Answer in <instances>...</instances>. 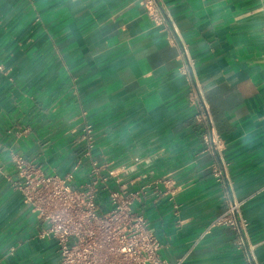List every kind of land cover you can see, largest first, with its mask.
Here are the masks:
<instances>
[{
  "label": "crops",
  "instance_id": "crops-1",
  "mask_svg": "<svg viewBox=\"0 0 264 264\" xmlns=\"http://www.w3.org/2000/svg\"><path fill=\"white\" fill-rule=\"evenodd\" d=\"M159 1L175 41L140 0H0V264H58L55 241L38 238L39 222L6 176L15 153L45 173L71 170L85 120L93 157L130 187L147 184L134 206L161 258L264 264V0ZM180 44L195 62L227 188L212 176L216 155L203 151ZM87 172L83 162L76 181ZM227 190L243 200L242 248L226 226L199 238Z\"/></svg>",
  "mask_w": 264,
  "mask_h": 264
},
{
  "label": "built area",
  "instance_id": "built-area-1",
  "mask_svg": "<svg viewBox=\"0 0 264 264\" xmlns=\"http://www.w3.org/2000/svg\"><path fill=\"white\" fill-rule=\"evenodd\" d=\"M140 1L148 16L169 30L175 41V29L169 23L164 3ZM180 48L182 64L179 72L188 81L196 103L195 119L201 127L203 151L216 155L212 176L220 187L227 188L219 136L207 103L196 94L192 82L194 59L185 45L180 44ZM81 141L79 157L65 174L45 173L38 164L15 153L12 155L15 173L6 176L39 222L38 238L55 241L58 264H181L182 259L169 262L159 256L161 244L154 229L134 206L141 200L147 184L130 187V182L123 181L115 172L116 168L109 167L108 161L100 162L93 157L95 137L92 124L86 120L81 126ZM83 162L88 166L87 178L76 181L75 171ZM131 168L122 165L120 172L125 174ZM226 197V207L211 219L199 238L215 226H226L235 232L236 244L242 248L246 244L248 227V220L242 213L243 200L233 197L228 190ZM246 247L249 252L250 247ZM248 260L256 262L250 252Z\"/></svg>",
  "mask_w": 264,
  "mask_h": 264
}]
</instances>
